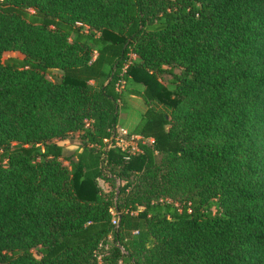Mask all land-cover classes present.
I'll return each mask as SVG.
<instances>
[{"label": "trees", "instance_id": "1", "mask_svg": "<svg viewBox=\"0 0 264 264\" xmlns=\"http://www.w3.org/2000/svg\"><path fill=\"white\" fill-rule=\"evenodd\" d=\"M0 264H264V0H0Z\"/></svg>", "mask_w": 264, "mask_h": 264}, {"label": "rangeland", "instance_id": "2", "mask_svg": "<svg viewBox=\"0 0 264 264\" xmlns=\"http://www.w3.org/2000/svg\"><path fill=\"white\" fill-rule=\"evenodd\" d=\"M8 57H17V58H23V54L17 51H7L3 53V59H6ZM135 57V55H133ZM54 74L56 76L60 75L59 71H54ZM168 75H164L161 79L162 81L169 87H172V85L168 82ZM121 88V87H119ZM140 97V98H139ZM147 99L144 96H130L125 104V106L121 105L119 108V119H118V125L122 127H136L141 122V117L139 116L140 110H136V108H139V106H142L146 108L148 106ZM119 127H117L118 131ZM80 137L79 132H75L69 136L68 139L60 141V144L64 146L65 152H70L76 150L80 144ZM117 183L121 184L119 179H117ZM100 185L103 189V191H114V184L106 183L103 180H100ZM117 185H115L116 187Z\"/></svg>", "mask_w": 264, "mask_h": 264}, {"label": "built area", "instance_id": "3", "mask_svg": "<svg viewBox=\"0 0 264 264\" xmlns=\"http://www.w3.org/2000/svg\"><path fill=\"white\" fill-rule=\"evenodd\" d=\"M133 57V55L131 56ZM134 58V57H133ZM141 138L134 134H129L127 130L118 129L110 138H104L103 142L106 144V148H109L113 145L118 146L121 150H125L129 154L141 153L139 142L143 143L140 140ZM149 141H152L149 139ZM112 224L114 226L118 225V219L116 215L112 219Z\"/></svg>", "mask_w": 264, "mask_h": 264}, {"label": "crops", "instance_id": "4", "mask_svg": "<svg viewBox=\"0 0 264 264\" xmlns=\"http://www.w3.org/2000/svg\"><path fill=\"white\" fill-rule=\"evenodd\" d=\"M138 109L140 110L139 116L141 117V115L143 114V112L145 111L146 108H144L142 106H139V108H136V110L138 111ZM118 127H119V129H124V130H127V131H132L135 128V127H132V128L122 127V126H119V125H118Z\"/></svg>", "mask_w": 264, "mask_h": 264}]
</instances>
